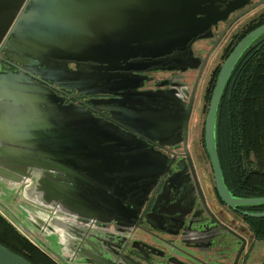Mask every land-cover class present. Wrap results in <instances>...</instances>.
<instances>
[{"label": "water", "instance_id": "obj_1", "mask_svg": "<svg viewBox=\"0 0 264 264\" xmlns=\"http://www.w3.org/2000/svg\"><path fill=\"white\" fill-rule=\"evenodd\" d=\"M212 2L0 0V41L9 37L3 54L19 65L15 72L0 74V183L23 189L28 203L38 207L33 213L24 210L25 220L44 236H53L56 252H49L44 242L36 240L57 264H121L112 251L98 246L104 234L99 224L110 220L90 216L93 206L86 188L91 182L103 191V184L114 177L126 178L135 188L145 183L142 177L158 175L163 163L159 164V156L146 145L151 143L148 137L158 131L180 133L186 152L185 122L194 88L179 116L176 111L182 103L174 89L142 95V108L148 116L141 123L150 118L154 129H139L136 144L142 149L136 150L143 154L134 160L120 155V148L130 143L121 123L94 119L90 108L62 107L53 91L69 87L84 95L107 94L113 86L120 89L119 81L132 72L182 69L191 57V44L206 37L217 19L209 16ZM263 35L264 22L246 33L222 61L203 119V149L214 189L220 202L232 210L264 204V197H234L224 185L215 148L216 111L237 60ZM163 96L170 98L164 100ZM75 146L76 151H71ZM70 161L78 162L77 171L68 168L73 167ZM164 193L156 202L157 214ZM240 215L264 218V212ZM17 225L24 233L30 232L22 222ZM0 264L30 263L0 245Z\"/></svg>", "mask_w": 264, "mask_h": 264}, {"label": "flooded vegetation", "instance_id": "obj_2", "mask_svg": "<svg viewBox=\"0 0 264 264\" xmlns=\"http://www.w3.org/2000/svg\"><path fill=\"white\" fill-rule=\"evenodd\" d=\"M210 14L209 16L217 18L216 21L210 24L206 37L196 39L191 44V57L187 58L188 63L182 69L132 72L128 79L119 81L120 89H114L113 86L110 88L112 93L107 94L84 95L83 92L78 93L69 87H58L53 91L54 94L62 107L90 108V116L94 119H103L110 123L111 118L115 120L114 123H121V130L130 137V143L120 148V155L129 156L132 160L140 157L143 151L136 150L137 147L142 149V146L136 144L140 140L138 131L142 127L154 129L150 118L144 124L141 123L143 117L148 116L147 110L142 108V95L174 89L179 104L182 103L176 111L179 116L186 108L194 88L192 106L200 80L207 71L209 58L220 48L217 64L208 70L203 91L205 98L211 79L216 77L222 61L234 45L246 33L264 22V0H213ZM8 39L9 37L0 41V74L15 72L19 67L4 57ZM68 69L73 71V65L69 64ZM123 83L130 87L125 89ZM169 98L170 96L162 97L164 100ZM191 106L185 122L186 152L183 150L180 133L168 134L158 131L148 137L151 143H145L151 147L157 158L159 156V164L163 163L158 175L142 177L145 183L135 188L122 177L109 179L103 184V191L91 182L90 188H86L90 189V201L93 206L90 205L93 208L90 216L111 221L99 224L104 228V234L102 239L98 240V246L112 251L118 263H246L250 240L253 237L244 221L245 217L241 216L240 212L250 211L244 207H236L233 210L227 208L216 194L211 170L210 176H207L200 174L194 166L192 155L187 149V124ZM58 149L64 152L62 147ZM70 150L76 151V146ZM123 150L126 153H122ZM71 163L73 167L68 168L77 171L78 162ZM111 189L115 190L112 194ZM166 189L167 193H164ZM163 193L166 198L158 207L157 214L154 209ZM112 197L117 200L110 201ZM132 206L133 209H130Z\"/></svg>", "mask_w": 264, "mask_h": 264}, {"label": "trees", "instance_id": "obj_3", "mask_svg": "<svg viewBox=\"0 0 264 264\" xmlns=\"http://www.w3.org/2000/svg\"><path fill=\"white\" fill-rule=\"evenodd\" d=\"M214 80L213 76L207 103ZM214 137L222 179L231 195L264 197V37L254 41L234 65L218 102ZM244 208L264 212V204ZM244 221L254 239L264 240V218ZM0 245L30 264H57L1 215Z\"/></svg>", "mask_w": 264, "mask_h": 264}, {"label": "rangeland", "instance_id": "obj_4", "mask_svg": "<svg viewBox=\"0 0 264 264\" xmlns=\"http://www.w3.org/2000/svg\"><path fill=\"white\" fill-rule=\"evenodd\" d=\"M261 37H264V35ZM219 54L220 48H217L209 58L206 68L207 71L203 74L198 85L187 124V149L190 155H192L196 169L200 174H205L207 176H210V168L203 151L201 140L203 119L207 108V97L203 98V91L205 89V82L208 78V70H211V68L217 64ZM28 180L29 179L25 181ZM33 196L38 199L35 194ZM0 204V215L21 235L29 240V242L44 250L50 257L54 259L53 255L49 254L36 240L38 239L44 242L49 252H56L53 236L48 235L47 233V235L44 236L43 233L39 232L40 230H37L38 228L36 229L30 224L26 223L25 218H27V216L24 210H28L29 212L33 213L34 211H38V207H33L30 205V203H28L23 189H11L7 186V184L0 185ZM55 214L57 215L58 213ZM17 221L22 222L25 226H27L30 232L28 234L24 233L17 225ZM260 264H264V261H262Z\"/></svg>", "mask_w": 264, "mask_h": 264}, {"label": "crops", "instance_id": "obj_5", "mask_svg": "<svg viewBox=\"0 0 264 264\" xmlns=\"http://www.w3.org/2000/svg\"><path fill=\"white\" fill-rule=\"evenodd\" d=\"M245 264H260L264 261V240H250V248Z\"/></svg>", "mask_w": 264, "mask_h": 264}, {"label": "bare ground", "instance_id": "obj_6", "mask_svg": "<svg viewBox=\"0 0 264 264\" xmlns=\"http://www.w3.org/2000/svg\"><path fill=\"white\" fill-rule=\"evenodd\" d=\"M27 178H28V177H27ZM27 178H26V177H22V179H24V181L27 180ZM34 194H35V193H34ZM35 195H36L37 197H39V195H38L37 193H36Z\"/></svg>", "mask_w": 264, "mask_h": 264}]
</instances>
